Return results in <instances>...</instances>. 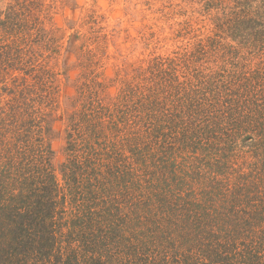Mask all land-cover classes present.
<instances>
[{
    "label": "trees",
    "instance_id": "trees-1",
    "mask_svg": "<svg viewBox=\"0 0 264 264\" xmlns=\"http://www.w3.org/2000/svg\"><path fill=\"white\" fill-rule=\"evenodd\" d=\"M197 3L207 35L60 118L58 170L34 11L0 14V264H264V0Z\"/></svg>",
    "mask_w": 264,
    "mask_h": 264
},
{
    "label": "rangeland",
    "instance_id": "rangeland-1",
    "mask_svg": "<svg viewBox=\"0 0 264 264\" xmlns=\"http://www.w3.org/2000/svg\"><path fill=\"white\" fill-rule=\"evenodd\" d=\"M222 1L225 6L232 0ZM18 2L34 11L30 27L34 48L26 62L45 71L41 79L29 77L27 84L55 96L57 170L65 158V126L60 118L67 119L69 111L78 109L76 100L105 103L109 95L119 93L120 70L139 68L150 57L178 51L183 35L208 34L202 33L207 19L200 16L197 0H0V14L5 17L15 5L18 19ZM189 22H194V31ZM47 72L48 78L42 79Z\"/></svg>",
    "mask_w": 264,
    "mask_h": 264
}]
</instances>
